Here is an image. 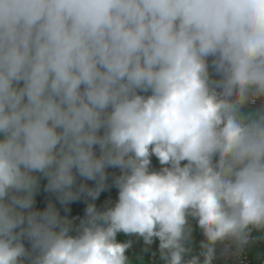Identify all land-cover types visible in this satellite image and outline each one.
<instances>
[{"label": "clouds", "instance_id": "9594fccd", "mask_svg": "<svg viewBox=\"0 0 264 264\" xmlns=\"http://www.w3.org/2000/svg\"><path fill=\"white\" fill-rule=\"evenodd\" d=\"M261 99L264 0H0V264H130L118 233L162 264L242 254L264 233ZM109 167L117 201L78 225L29 211L40 177L94 201Z\"/></svg>", "mask_w": 264, "mask_h": 264}, {"label": "crops", "instance_id": "0c3cea01", "mask_svg": "<svg viewBox=\"0 0 264 264\" xmlns=\"http://www.w3.org/2000/svg\"><path fill=\"white\" fill-rule=\"evenodd\" d=\"M257 101L259 102V104L248 105L244 109V111L254 112L257 109H259L262 106V104H264V99L257 100ZM150 162L154 165V171H159V169L161 168V165L159 164V161L157 160V158L155 156H152L150 158ZM182 163H184V162H182ZM73 171L75 174V169ZM106 174H107V180H106L107 187L105 188V190H103L100 193V195L96 199L97 201H95V200L93 201V200H91L90 197H87L85 194H81L80 199L75 200V202L71 201V202H68V203L62 205V204H60V201H59V203L57 205L56 194L50 192V195L54 198L50 204H52L55 207V209L59 213L60 217L67 218L71 221H72V218L77 215L78 208H79L80 204L81 205L86 204V206H84L85 210H86L88 203H94L95 205L98 204L97 208L101 209V210H103L101 204H103L105 208L108 206L114 205L115 202L117 201V198H118V189L114 186L113 180L116 176L120 175V170L118 168L109 167L106 169ZM44 181H45V177H40L38 180V182H41V183H44ZM46 183H47V178H46ZM81 184L86 185L88 188H94L95 187V181L86 180L85 178L80 177L78 174H76V183L73 187V191H76L78 189L79 185H81ZM44 195H47V193L43 192V191L39 192V187H38V190L34 196V204H33L32 208L29 209V211H40V212H42L48 207V206H46L45 203H43L41 201L42 196H44ZM83 196H84V198H86L85 200H84ZM60 207H62L61 210H59ZM84 217H85V213L83 214V218ZM191 221L192 220H190V224H192ZM74 224L78 225L77 223H74ZM193 232H195V229H193ZM195 235H198V233ZM24 243H25L26 248L30 247V245L27 241H24ZM133 243H134V241H133ZM133 249H132V247H130L129 250H133ZM137 249H138V251L141 250L140 247H138ZM219 250L220 251L216 255V258L214 259L213 264H222V257H223L224 252L221 248V245H220ZM244 251L249 254L253 263H257L261 257H264V239L260 238V236H257L256 240L253 241L252 243H250L245 248Z\"/></svg>", "mask_w": 264, "mask_h": 264}, {"label": "trees", "instance_id": "16d2710c", "mask_svg": "<svg viewBox=\"0 0 264 264\" xmlns=\"http://www.w3.org/2000/svg\"><path fill=\"white\" fill-rule=\"evenodd\" d=\"M84 198V196H83ZM86 198H84L85 200ZM97 201V200H95ZM86 204L79 206L77 215L72 218V221L74 223L79 224L80 220L83 219V214L85 213ZM102 209L104 210L105 207L103 204H101ZM96 207H98V204H96ZM62 207H60L59 210H61ZM98 209V208H97ZM58 210V211H59ZM101 210V209H98ZM102 211V210H101ZM191 220V219H190ZM192 229H195V232H192V237L189 241V246L192 249L191 255H198L200 252L199 245L203 241V235L199 231V229L196 227V222L193 220L191 221ZM194 223V224H193ZM198 229V230H197ZM198 233V235L195 234ZM116 241L118 243H127L130 242L133 250H129L130 247L127 249L125 255L128 257L130 264H162V261L159 259V251H158V244L159 241L154 240L153 244L151 246H146L142 240V238H139L135 235H125L123 233H118L116 236ZM134 241V243H133ZM133 245V246H132ZM138 247H140L141 250L138 251ZM147 247V251L144 249ZM220 245L217 246V254L219 253ZM245 250V249H244ZM155 254V255H153ZM152 255V262L149 261V257Z\"/></svg>", "mask_w": 264, "mask_h": 264}, {"label": "built area", "instance_id": "2783aa9c", "mask_svg": "<svg viewBox=\"0 0 264 264\" xmlns=\"http://www.w3.org/2000/svg\"><path fill=\"white\" fill-rule=\"evenodd\" d=\"M257 104L259 103L256 101L254 104H250V105H257ZM153 169H154V165L150 162V170H153ZM193 221L195 222V220ZM257 236L262 237L264 236V233L253 231L252 233L253 241L256 240ZM221 248L223 250L222 245H221ZM149 261L152 262V256L149 257ZM222 264H264V257H261L257 263H253L247 252L243 251L242 254L236 255L234 251H232L229 253H223Z\"/></svg>", "mask_w": 264, "mask_h": 264}, {"label": "rangeland", "instance_id": "374dc122", "mask_svg": "<svg viewBox=\"0 0 264 264\" xmlns=\"http://www.w3.org/2000/svg\"><path fill=\"white\" fill-rule=\"evenodd\" d=\"M38 185H39V192H40V191H43V192H46V193H47V195L42 196L41 201H42L43 203H45L46 206H48V205L52 202V200H53L54 198L50 195V191H46V190H45V189H46V185H47V183H46V178H45L44 183L38 182ZM73 202H75V201H73ZM56 203H57V205H58V203H59V200L57 199V197H56ZM60 204H62V203L60 202ZM62 205H63V204H62ZM46 206H45V207H46Z\"/></svg>", "mask_w": 264, "mask_h": 264}]
</instances>
